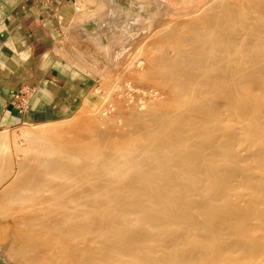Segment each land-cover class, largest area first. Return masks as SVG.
<instances>
[{
	"label": "bare ground",
	"instance_id": "1",
	"mask_svg": "<svg viewBox=\"0 0 264 264\" xmlns=\"http://www.w3.org/2000/svg\"><path fill=\"white\" fill-rule=\"evenodd\" d=\"M103 1L102 19L69 29L86 71L173 11L161 0L156 16L143 5L152 0ZM214 10L179 32L162 26L177 45L162 64L177 95L172 109L150 110L153 125L134 122L136 135L90 129L96 138L81 133L65 150L25 130L12 154L0 135L1 182L15 156H44L8 171L0 188V218L26 230L12 226L20 234L7 239L19 264H264V0Z\"/></svg>",
	"mask_w": 264,
	"mask_h": 264
},
{
	"label": "rangeland",
	"instance_id": "2",
	"mask_svg": "<svg viewBox=\"0 0 264 264\" xmlns=\"http://www.w3.org/2000/svg\"><path fill=\"white\" fill-rule=\"evenodd\" d=\"M140 1H144V0H138V2ZM149 1L150 0L148 1L145 0L144 2L146 3ZM196 1H198V3L193 4L192 6L191 5L183 6L184 4H182L179 6L178 9L172 11L169 15L161 17L162 19L161 18L158 19L159 20L158 26L161 27L162 29V26L164 25L163 28L166 29L165 30L166 33L169 30L168 27H172V29H175L179 32L180 29L184 28L185 23L196 22L202 16L208 14L209 11H213L214 10L213 7H215L214 11H217L218 9L220 10V8L235 7L237 6V4L239 5L240 3L242 4L246 2V0H239V1L238 0L237 1L236 0H196ZM125 4H126L125 0H120L121 6L123 7L127 6ZM219 4H221V7L219 6ZM143 5H147L148 12L150 13L152 12L151 14H155L156 16L154 9L158 4L155 3L154 0H152L150 3ZM106 8H107V4L103 0H91V1L89 0L83 3H79L76 6H70L69 10L63 9L56 15L57 20L59 21V25L61 26L62 32L60 33L56 30L57 32L55 36L58 41L57 44L55 42L53 43L54 50L58 55L67 58L69 65L76 67L73 60L76 54L75 50L73 49L75 47L74 45L75 43L74 42L71 43L72 40H70L71 37L69 35L70 34L69 29L74 26L81 25L84 22L86 23L89 20V18L94 19V17L98 18L99 16L98 19H102L103 15H100V13L102 14V12ZM152 25L153 22L149 23L148 27H143L144 31L133 29L134 30L133 39H129L130 41L127 40L124 43L123 45L124 48H122V52L120 51L121 54L119 53L118 55V53L112 52L111 58L108 60L105 61L95 60L93 65L94 68L87 71L85 70L86 72L81 68L76 67L79 71H81L84 75H86L88 79H90L91 84L79 96L73 109L65 117H63V119L53 123L22 125L13 128L0 129V135L6 134V136L8 137L7 145L6 147H4L3 150L11 151L10 154H12L14 150L13 140H20L19 134L25 130L26 131L35 130L41 133L48 132L50 135L47 133L48 135L46 140L54 144L55 147L61 144L60 147L59 146L58 147L62 149L63 148L65 149L66 147L69 149L70 147L73 148L72 145L69 146V144H65V143H68L67 141H69V143L72 144L73 142L71 141H73L74 139H75L74 141L81 140L82 139V138L80 139V136L82 135L81 133H89L92 131L91 133L93 134V130L95 131V128H98L101 133L112 131L114 133H118L119 135L125 136L127 134V136L131 137L132 135L130 134H133L134 136L138 132V131L136 132V127H138V124L134 122L142 123L141 121L143 120L144 122L146 120L148 121L149 119L152 120L151 119L152 117L150 115L151 111H153L155 108H158L159 106L160 108H164V109L165 108L172 109L173 101L175 100L177 95L175 93L176 90L174 89L175 86L173 85L174 79H172L169 76L172 73V70L170 69L168 70L165 67H162V64L164 63L166 57L175 59V56L177 55V51L175 48L177 45H176V41L166 42L162 38L165 36L164 34H166L162 32V30L164 29L162 30L158 29L155 34L150 35L151 37L150 36L147 37L148 39H144V37L140 38L139 35H141L142 32H147L148 29H151ZM165 26H167L168 29ZM158 32H160L161 34ZM161 39H163V41L165 42H163ZM165 43H167L166 48H165ZM180 45L183 48H185L181 43ZM187 49L188 48H185L183 50V53L190 56H193L195 54L193 50L190 49L187 50ZM161 53H163V55H161ZM85 66L87 67V64H85ZM132 114L137 115L139 122L131 120ZM122 117L123 118L125 117V119H123ZM126 118H128L129 120ZM139 118L141 119L139 120ZM149 121L147 122V124L148 123L150 124L152 122ZM104 122L105 125H103ZM126 122L128 123L126 124ZM109 124L112 126H110ZM121 124L124 125L125 129L124 127H122L123 125ZM108 126L110 129H108ZM118 127L121 129H119ZM76 134L79 135V137H77ZM94 134L93 137L96 138ZM25 143L26 142L24 141L19 142L21 147H26ZM63 145L64 146L67 145V146L61 147ZM37 151L33 150L30 151V153L19 154L18 156H15L12 160L10 167H8V169L12 168V170L11 169L6 170L7 171L6 175L8 177L5 175L6 177L5 180L3 179L4 180L3 182L0 181L1 184L0 188H2V186L6 182H8L9 179H11V176L9 175L10 173H8V171H11V173H13L15 169L17 170L18 165L23 164L24 161H28L30 159L31 162L32 158L33 160L34 158L36 160L41 157H44L43 154L40 156L41 153ZM5 204L6 206H4ZM11 206H13L14 208L16 207L14 205ZM4 207L5 208L7 207V203L0 202V216ZM14 216L17 217L18 213L14 214ZM4 218L6 217L2 216L0 218V239L2 240V241L0 240L1 242L0 245L5 247V250L3 251L4 253L3 252L2 254L0 253V264H19V262L17 261V257L15 258L14 257L15 255H13V253L10 252L11 246L8 245V241L12 239L14 236L17 237L18 234L26 230H20L18 227L14 226V222H16L17 220L16 218H13V216L12 218L15 219V221L11 217H10L11 219L8 217L6 219ZM17 219L19 218L17 217ZM6 220L8 221L10 220L11 222L10 225L12 224L11 227L13 226L15 227L16 230L18 231L20 230L21 232L19 233L14 231L13 227L11 228L10 225L9 226L7 225L8 221ZM3 223L5 224L7 223L6 225L8 226V228ZM10 230L11 232L14 233H11ZM16 233L18 234L15 235ZM12 256L14 259L12 260L9 259Z\"/></svg>",
	"mask_w": 264,
	"mask_h": 264
},
{
	"label": "crops",
	"instance_id": "3",
	"mask_svg": "<svg viewBox=\"0 0 264 264\" xmlns=\"http://www.w3.org/2000/svg\"><path fill=\"white\" fill-rule=\"evenodd\" d=\"M70 1L0 0V129L57 122L91 84L54 50L56 15ZM161 1L173 11L198 3Z\"/></svg>",
	"mask_w": 264,
	"mask_h": 264
}]
</instances>
